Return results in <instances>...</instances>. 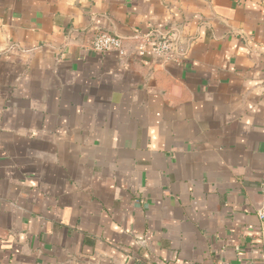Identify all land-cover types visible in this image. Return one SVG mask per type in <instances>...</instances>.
<instances>
[{"label": "crops", "instance_id": "1", "mask_svg": "<svg viewBox=\"0 0 264 264\" xmlns=\"http://www.w3.org/2000/svg\"><path fill=\"white\" fill-rule=\"evenodd\" d=\"M259 211L264 0H0V264H262Z\"/></svg>", "mask_w": 264, "mask_h": 264}, {"label": "built area", "instance_id": "2", "mask_svg": "<svg viewBox=\"0 0 264 264\" xmlns=\"http://www.w3.org/2000/svg\"><path fill=\"white\" fill-rule=\"evenodd\" d=\"M124 40L121 37L99 31L90 41V50L100 54L115 52L119 56H124L127 54ZM129 41L132 43L133 51L142 58L175 61L186 56L185 50L179 47L169 30L135 33ZM257 216L264 221V211H259Z\"/></svg>", "mask_w": 264, "mask_h": 264}]
</instances>
